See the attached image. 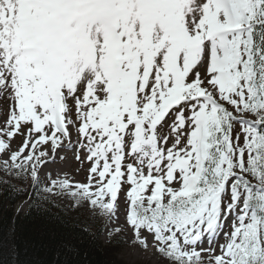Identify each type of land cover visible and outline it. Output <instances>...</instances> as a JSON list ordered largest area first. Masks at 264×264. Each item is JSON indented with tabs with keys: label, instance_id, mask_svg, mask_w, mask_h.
Masks as SVG:
<instances>
[{
	"label": "rangeland",
	"instance_id": "1",
	"mask_svg": "<svg viewBox=\"0 0 264 264\" xmlns=\"http://www.w3.org/2000/svg\"><path fill=\"white\" fill-rule=\"evenodd\" d=\"M260 6L0 0L4 176H31L102 222L104 243L121 238L123 264H264V223L246 207L253 197L264 210L261 160L250 165L249 150L257 94L247 28ZM220 110L235 121L208 176L199 166ZM63 135L72 148L49 153ZM240 172L251 193L227 178Z\"/></svg>",
	"mask_w": 264,
	"mask_h": 264
},
{
	"label": "trees",
	"instance_id": "2",
	"mask_svg": "<svg viewBox=\"0 0 264 264\" xmlns=\"http://www.w3.org/2000/svg\"><path fill=\"white\" fill-rule=\"evenodd\" d=\"M259 1L260 18L250 23L248 53L250 82L257 94L252 106L258 120L253 153L255 162L258 157V161L261 160L259 164L263 170L259 166L256 169L260 172L258 182L264 187V0ZM258 108L263 115L256 113ZM218 114L221 120L205 140L201 169L208 176L214 175L221 161L222 140L229 135L232 125L230 114L222 110ZM259 144H262L261 149ZM250 162L253 166L254 162ZM4 175L6 170L0 163V264H123L117 259L121 238L104 243L102 222L95 219L92 222L81 211L69 209L47 194L31 176L25 182L23 176L7 178ZM24 202L27 205L19 211L18 206ZM249 205L256 220L264 223V210L258 198L249 200ZM245 241L249 240L243 236L241 245ZM259 255L264 258V254Z\"/></svg>",
	"mask_w": 264,
	"mask_h": 264
},
{
	"label": "bare ground",
	"instance_id": "3",
	"mask_svg": "<svg viewBox=\"0 0 264 264\" xmlns=\"http://www.w3.org/2000/svg\"><path fill=\"white\" fill-rule=\"evenodd\" d=\"M66 136H67V135H65V136L63 135V137L60 138L59 140H57L56 138L51 139V140L49 141V144H51V145L54 144V146L57 145V147H56V150H53V151H49V150H48V152H49V153L57 152V151L60 150L61 148H69V147H71L70 144H69V146L67 145V147H66V145L62 143L63 139L66 138ZM43 147H44V146H43ZM47 148H48V146H45V149H47ZM26 157L29 158V157H31V156L27 153ZM226 224H228V222H226Z\"/></svg>",
	"mask_w": 264,
	"mask_h": 264
}]
</instances>
